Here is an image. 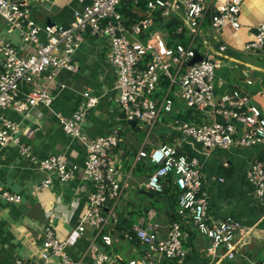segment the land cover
Returning <instances> with one entry per match:
<instances>
[{"label":"built area","instance_id":"obj_1","mask_svg":"<svg viewBox=\"0 0 264 264\" xmlns=\"http://www.w3.org/2000/svg\"><path fill=\"white\" fill-rule=\"evenodd\" d=\"M40 1L46 0H0V16L20 31L25 41L35 46L33 53L24 55L13 42L0 36V146L18 145L22 156L40 169L55 173L59 181L72 178L78 166L71 164L64 153L43 158L35 156L31 147L22 142L21 125L5 117L2 111L12 109L27 114L39 104L51 108L55 98L52 85L62 71L79 70L75 53L84 34L91 33L108 39L107 56L116 70L115 90L119 105L128 121H139L147 126L148 135L165 116L167 126L181 137L209 150L229 149L234 145L264 147V115L251 95L241 89H230L217 95L218 61L212 56L203 55L201 61L190 64L198 54L196 40L205 17L210 16L211 26L217 32L226 26L239 29L243 0H149L144 16L130 26L126 25L119 10L123 0H92L83 10L75 11L68 28L57 24L40 25L32 19V4ZM131 1L135 5L139 2ZM156 11L164 19L180 17L188 41L170 46L166 32L152 30ZM144 33L147 36L142 38ZM220 49L225 50L226 46L222 45ZM245 49L251 53L264 51V22L259 24L255 38ZM165 78L169 80V86L163 91L161 85ZM64 86L60 84L59 87L63 89ZM84 95L87 100L71 116L60 112L56 115L64 132L78 139L87 150L82 177L92 184V191L78 231L84 233L91 228L95 233L96 242L91 246L95 258L90 264H111L110 254L100 250L97 240L101 239L107 246L113 243L105 229L118 218L117 204L122 195V182L118 177L120 163L115 152L121 134L119 128L97 137L83 132L87 111L99 100L90 91ZM189 109L194 115L201 114L200 122L184 117ZM144 159L154 165L146 187L161 192L163 180L172 176L181 191L176 214L181 219L191 220L209 239L207 254L211 260L203 264H214L213 260L220 257L234 258L243 241L240 236L242 223L232 216L213 219L209 215L201 160L182 153L177 143H161L150 150L145 144L136 154V161ZM247 177L254 185L257 199L264 203V160H254ZM53 183V178L48 175L39 183V188H49ZM0 195L9 202H20L23 198L1 185ZM134 232L141 243L158 251L162 258H133L127 264L184 263L188 253L184 246L187 233L181 220H174L161 236L156 211L151 209L134 224ZM44 237L41 261L31 263L19 259L16 264H51L53 258L63 264H80L70 258L68 240L59 238L51 225L45 226ZM248 264H264V260Z\"/></svg>","mask_w":264,"mask_h":264},{"label":"crops","instance_id":"obj_2","mask_svg":"<svg viewBox=\"0 0 264 264\" xmlns=\"http://www.w3.org/2000/svg\"><path fill=\"white\" fill-rule=\"evenodd\" d=\"M91 3L92 0L40 1L32 4L31 18L40 25L66 26L74 20L75 11L83 10ZM134 12L140 18L145 14L139 7H135ZM261 22H264V0H243L240 28L226 26L217 32L207 15L201 24L196 49L201 55L212 56L218 61L217 95L230 89L244 90L264 115V51L251 53L245 49L246 44L255 38ZM152 30L166 32L156 28L154 23ZM0 36L13 42L21 54L35 51V46L25 41L20 31L1 16ZM222 45L226 46L225 50L220 49ZM108 48L106 37L85 33L75 53L79 70H64L57 77L51 87L55 96L51 108L39 104L27 114L12 109L2 111L5 117L21 125L22 142L31 147L35 156L43 158L64 153L68 161L78 167L70 180L61 182L55 173L40 169L29 158L22 156L18 145L0 146V185L23 196L20 202H9L0 195V264H16L19 259L31 263L41 261L44 228L47 225L56 230L59 238L68 240L67 252L72 260L80 264L94 261L95 253L91 249L96 242L94 231L91 228L84 233L78 231L79 221L89 206L88 195L92 191V184L82 177L87 150L78 139L64 132L56 115L60 112L71 116L87 100L86 91L98 96L99 100L88 109L83 132L97 137L119 128L121 134V142L115 152L120 163L118 177L122 182V195L117 204L118 218L105 229L112 236L113 243L107 246L101 239L97 240L100 250L110 254L111 264H127L133 258L161 260L160 253L146 250L144 246L147 245L141 243L134 232V224L151 209L156 211L161 236L166 234L174 220H181L187 233L184 246L188 252L183 264H203L211 260L207 254L209 239L196 229L191 220L181 219L177 214L171 218L165 200L157 198L155 192L146 187L154 165L146 159L136 161V154L145 144L150 150L161 143H177L182 153L201 160L203 188L209 197L208 213L213 219L232 216L242 223L240 236L243 241L234 258L220 257L213 263L263 261L264 203L257 199L247 172L254 160H264V147L234 145L229 149L209 150L200 143L181 137L167 126L165 116L139 146L126 141V132L142 131L145 125L139 121L132 125L125 118L115 90L116 70L108 60ZM249 80L252 82L249 83ZM60 84L65 85L63 89H60ZM48 175L53 178V185L39 188V183ZM175 263L171 261V264ZM51 264L63 263L53 258Z\"/></svg>","mask_w":264,"mask_h":264},{"label":"trees","instance_id":"obj_3","mask_svg":"<svg viewBox=\"0 0 264 264\" xmlns=\"http://www.w3.org/2000/svg\"><path fill=\"white\" fill-rule=\"evenodd\" d=\"M148 1L149 0H139L137 5H135L134 2L131 0L122 1L119 10L124 17V21L127 26H130L133 22L140 19V17L137 16V14L134 12V8L139 7L142 10L146 11ZM160 15V12L156 11L154 16V24L156 28H161L167 32V41L170 46H174L178 42L185 43L188 41L189 36L187 31L183 27V21L180 17L172 16L168 19H164ZM146 36L147 34L144 33L142 35V38H145ZM161 86L163 91L166 90V88L169 86V80L166 78L163 79ZM199 114L200 113L197 112V114L194 115L193 110L189 109L187 110L186 115H184V117L189 120H195L196 122H200L201 114ZM180 194L181 191L175 184L172 176H169L163 180V190L161 192H155L157 198L165 200L166 204L168 205L167 212L171 218L176 215V208L179 202Z\"/></svg>","mask_w":264,"mask_h":264},{"label":"rangeland","instance_id":"obj_4","mask_svg":"<svg viewBox=\"0 0 264 264\" xmlns=\"http://www.w3.org/2000/svg\"><path fill=\"white\" fill-rule=\"evenodd\" d=\"M126 141H129L130 143L134 144L135 146H139L141 143H143V141L145 140V138L148 136V128L147 126H144L143 130H133L131 131L130 134H128V132H126ZM147 137V138H148Z\"/></svg>","mask_w":264,"mask_h":264},{"label":"water","instance_id":"obj_5","mask_svg":"<svg viewBox=\"0 0 264 264\" xmlns=\"http://www.w3.org/2000/svg\"><path fill=\"white\" fill-rule=\"evenodd\" d=\"M69 27V25H66V28H68ZM204 58V56L203 55H201L200 53H198L197 54V56L190 62V64H193V63H195V62H197V61H201L202 59ZM129 123H131L132 125H136L137 124V122L135 121V120H132V121H129ZM111 203V201L109 200V201H107V204L109 205ZM144 248L146 249V250H152L149 246H144Z\"/></svg>","mask_w":264,"mask_h":264}]
</instances>
